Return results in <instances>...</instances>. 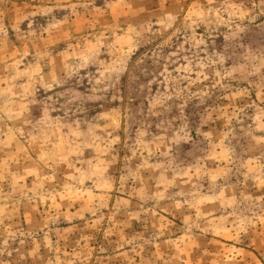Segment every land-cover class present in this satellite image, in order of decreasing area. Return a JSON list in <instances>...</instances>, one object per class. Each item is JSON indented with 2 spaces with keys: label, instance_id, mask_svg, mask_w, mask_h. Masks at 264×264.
<instances>
[{
  "label": "rangeland",
  "instance_id": "rangeland-1",
  "mask_svg": "<svg viewBox=\"0 0 264 264\" xmlns=\"http://www.w3.org/2000/svg\"><path fill=\"white\" fill-rule=\"evenodd\" d=\"M0 264H264V0H0Z\"/></svg>",
  "mask_w": 264,
  "mask_h": 264
}]
</instances>
